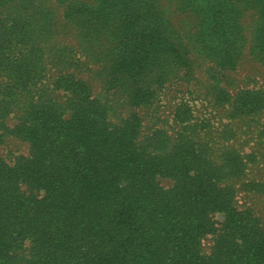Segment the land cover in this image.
<instances>
[{
  "label": "rangeland",
  "instance_id": "374dc122",
  "mask_svg": "<svg viewBox=\"0 0 264 264\" xmlns=\"http://www.w3.org/2000/svg\"><path fill=\"white\" fill-rule=\"evenodd\" d=\"M66 1L0 0V264H264V0H160L208 52L139 97Z\"/></svg>",
  "mask_w": 264,
  "mask_h": 264
},
{
  "label": "trees",
  "instance_id": "16d2710c",
  "mask_svg": "<svg viewBox=\"0 0 264 264\" xmlns=\"http://www.w3.org/2000/svg\"><path fill=\"white\" fill-rule=\"evenodd\" d=\"M225 1L230 5L233 0ZM212 2L219 0H180L179 4L180 8L199 13L205 23L211 14L207 7ZM66 3L65 24H69L71 29H79L78 33L84 42H88L90 50H99L103 45L98 40L100 33L111 32L110 41L105 43L108 50L95 56L113 69V74L109 75L112 77L110 83L136 97L145 92L146 85L151 86L142 84L143 80L169 81L181 67H189L191 60L187 55L191 49L198 47L197 54L202 56L208 52L204 27L195 32L196 40L191 48L175 39L174 29L165 16L160 0H97L94 4L67 0ZM237 3L234 1V4ZM231 19L235 20L236 16L232 14ZM233 36L238 37L237 31ZM131 76L137 79H133V84H126L130 83ZM104 167L109 168L108 165ZM256 242L258 251L264 253L262 239Z\"/></svg>",
  "mask_w": 264,
  "mask_h": 264
}]
</instances>
